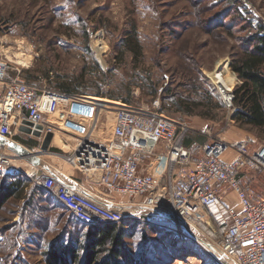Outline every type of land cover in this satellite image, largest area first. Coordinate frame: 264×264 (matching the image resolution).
<instances>
[{"label":"rangeland","instance_id":"374dc122","mask_svg":"<svg viewBox=\"0 0 264 264\" xmlns=\"http://www.w3.org/2000/svg\"><path fill=\"white\" fill-rule=\"evenodd\" d=\"M260 27L264 0H0V57L10 66V79L40 89H67L114 108H155L177 131L185 128V144L221 137L247 140L255 149L264 146V128L237 126L216 82L235 88L230 63ZM164 88L176 92V101L201 107L191 115L175 112ZM100 111L98 126L106 137L114 112ZM37 156L69 172L66 158ZM245 176L264 195V175ZM6 177L0 172V183ZM26 188L36 189L29 182ZM44 200L49 204L11 199L0 210V264H45L50 245L72 230L70 214L53 209L50 197ZM127 222L118 264H230L213 249L222 234L214 225L181 232L152 212Z\"/></svg>","mask_w":264,"mask_h":264},{"label":"built area","instance_id":"2783aa9c","mask_svg":"<svg viewBox=\"0 0 264 264\" xmlns=\"http://www.w3.org/2000/svg\"><path fill=\"white\" fill-rule=\"evenodd\" d=\"M9 70L8 62L0 57V172L26 179L44 190L86 227L121 224L134 218L29 166L24 155L7 145L18 133L38 139L48 133L53 138L66 134L78 142L72 149L78 152L75 164L80 171L84 170L86 155L92 161H102L98 182L108 192L106 199L120 196L133 204L139 200L146 208L173 213L184 226L214 225L222 230L213 245L216 254L230 264H264V195L245 182L248 172L264 175V146L253 149L247 140L221 137L187 146L185 128L177 131L175 124L155 108H114L40 89L18 77L10 79ZM216 87L224 106L233 112V87L217 82ZM101 107L114 112L111 138L105 142L92 138L90 127ZM24 121L33 124L32 131L40 126V137L19 131L25 127ZM157 146H164L166 154L160 157L158 168L152 169L149 158ZM163 173L167 174L166 185ZM229 193L235 195L238 208L230 204Z\"/></svg>","mask_w":264,"mask_h":264},{"label":"trees","instance_id":"16d2710c","mask_svg":"<svg viewBox=\"0 0 264 264\" xmlns=\"http://www.w3.org/2000/svg\"><path fill=\"white\" fill-rule=\"evenodd\" d=\"M130 52L134 51L129 48ZM230 73L235 76L236 86L233 89L234 111L231 120L240 128H264V28L253 34L247 40V48L240 57L230 63ZM163 98L170 101L176 108L175 112L191 115L194 108L201 107L199 103L185 99L176 101V92L169 88L163 89ZM68 95L70 90L65 89ZM156 91L152 92L155 95ZM203 107V106H202ZM222 107V106H220ZM211 119L207 114H198ZM4 179L0 183V210L11 199H19L27 187V180L14 177ZM39 195L45 191L33 190ZM32 192V193H33ZM28 199L25 204H31ZM53 209L68 213L59 204ZM69 226L61 238L53 242L45 255V264H118L125 252L124 236L129 222L103 226L86 227L77 222L71 215ZM64 236V237H63Z\"/></svg>","mask_w":264,"mask_h":264},{"label":"crops","instance_id":"0c3cea01","mask_svg":"<svg viewBox=\"0 0 264 264\" xmlns=\"http://www.w3.org/2000/svg\"><path fill=\"white\" fill-rule=\"evenodd\" d=\"M101 117V111L98 113L95 121L91 125V134L92 138L96 140H102L103 142L109 140L111 138V127L114 124V115H110L108 120H110L108 126V134L105 137L104 130H100L99 118ZM43 139L38 138H30L24 134L18 133L12 142H9L7 145L14 150L18 151L19 154H22L27 159L28 165H32L36 167L40 172L46 173L52 176L57 182L70 186L74 189H77L81 193L85 194L88 198L98 202L99 204L106 206L111 209H117L121 211L123 214H127L126 216L134 217L136 214L143 213H153L155 210L146 208L142 206L138 200V204L130 203L126 198L116 196L113 200L106 199L105 196L108 195L106 189L98 182V178L101 174L102 161L95 160L92 161L91 157L86 155L85 159V167L83 172L80 171L76 164L75 158L78 156V152L73 153V149H75V144H73L70 140L65 143V139L63 136H54L52 142L49 146L47 152L42 151L40 146ZM240 141V140H238ZM196 142V141H195ZM68 143V145H67ZM192 142L187 143V146ZM3 146V143L0 141V147ZM68 146V147H67ZM30 152V154L27 153ZM38 153H41L50 158L56 159H67V164L69 167V172H63L59 167H55L47 162L43 161L41 158L37 156ZM166 154V149L164 146H157L152 156L149 158V161L152 163V169L158 168L160 164V157H163ZM162 177H165L163 180V185L167 184V174L163 173ZM29 192L28 188H25L24 193L21 197H19V204H25L28 199L31 202H42L43 204H49L44 199L46 194L39 195L36 192ZM230 199V204L235 205L238 208V202L233 193H229L228 195ZM51 201L55 204V202L51 199Z\"/></svg>","mask_w":264,"mask_h":264},{"label":"water","instance_id":"95a60500","mask_svg":"<svg viewBox=\"0 0 264 264\" xmlns=\"http://www.w3.org/2000/svg\"><path fill=\"white\" fill-rule=\"evenodd\" d=\"M23 124L25 125V127H20L19 128V131L23 132V133H26V134H32L33 136L35 137H40V130H41V127L40 126H36V130L35 131H32L30 128L33 127V124L27 122V121H24ZM52 138H53V135L51 133H48L46 134L44 137H43V140H42V143H41V150L42 151H45L47 152L48 149H49V146L52 142ZM28 153V151H27ZM29 154V153H28ZM77 190V189H75ZM78 191V190H77ZM80 192V191H78ZM81 193V192H80ZM83 194V193H81ZM84 196H86L85 194H83ZM87 197V196H86ZM155 210V212H153L154 214L158 215V216H161V217H165L166 219L172 221L173 225L181 232H183L185 226L182 222L178 221L174 214L169 212V211H166V210H161V209H153Z\"/></svg>","mask_w":264,"mask_h":264},{"label":"bare ground","instance_id":"6f19581e","mask_svg":"<svg viewBox=\"0 0 264 264\" xmlns=\"http://www.w3.org/2000/svg\"><path fill=\"white\" fill-rule=\"evenodd\" d=\"M98 54H99V52H98ZM222 81V80H221ZM217 84H224V82L222 81V83L221 82H217Z\"/></svg>","mask_w":264,"mask_h":264}]
</instances>
